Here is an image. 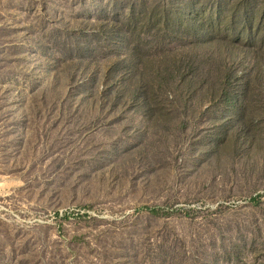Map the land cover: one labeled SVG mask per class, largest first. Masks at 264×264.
Listing matches in <instances>:
<instances>
[{"label": "rangeland", "instance_id": "obj_1", "mask_svg": "<svg viewBox=\"0 0 264 264\" xmlns=\"http://www.w3.org/2000/svg\"><path fill=\"white\" fill-rule=\"evenodd\" d=\"M0 264H264V0H0Z\"/></svg>", "mask_w": 264, "mask_h": 264}, {"label": "trees", "instance_id": "obj_2", "mask_svg": "<svg viewBox=\"0 0 264 264\" xmlns=\"http://www.w3.org/2000/svg\"><path fill=\"white\" fill-rule=\"evenodd\" d=\"M191 5H192V3H190V6H191ZM131 15H133V13H132ZM132 22H133V21H132ZM132 22H131V23H132ZM169 24H170V21H166L165 23L162 24V28H163L164 30H165L166 28L168 29ZM189 26H190L189 30H192L193 32H201V31H203V22H202V21H196L195 19H193L191 25H189ZM205 38H207V37H205ZM196 42H197V40L194 41V42L192 43V45H193V44H196ZM123 60L129 62V59H128L127 57H125ZM169 63H170V64H173L172 61H170ZM259 70H260V69L258 68L257 73H260V72H261V71H259ZM135 74H136L135 78L138 79V81H139V80H142V81L144 80V70H143L142 66L139 67V69L135 71ZM156 74H157L158 76L161 75V73H160L158 70H156ZM169 76H170V75H169ZM171 77H173V75L170 76V78H171ZM164 79L167 80L166 78H164ZM142 81H141V82H142ZM150 211L153 212L152 209H151Z\"/></svg>", "mask_w": 264, "mask_h": 264}]
</instances>
